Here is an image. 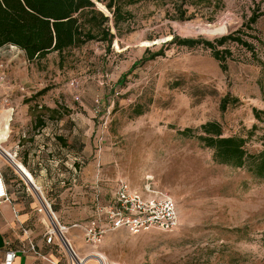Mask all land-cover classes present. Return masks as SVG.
Here are the masks:
<instances>
[{
	"label": "rangeland",
	"instance_id": "1",
	"mask_svg": "<svg viewBox=\"0 0 264 264\" xmlns=\"http://www.w3.org/2000/svg\"><path fill=\"white\" fill-rule=\"evenodd\" d=\"M111 1L93 0L107 16ZM125 10L132 17L119 33L113 30L109 51L91 42L63 60L54 53L28 63L24 54L3 49L6 60H16L12 85L0 88V102L9 96L15 108L11 125H34L44 115L45 124L62 125L63 138L79 139L83 168L92 165L100 200L126 180L143 190L151 183L178 206L180 227L173 233L118 231L96 250L81 238L74 243L103 264H264V181L215 163L210 149L179 134L217 122L225 136L246 138L250 153L262 150L264 16L249 23L255 12L264 13V0H224L221 9L186 5L184 21L167 0H140ZM238 31L255 49L220 48L232 52L226 71L210 49L172 43L176 37L214 42ZM162 49L163 56L148 60ZM226 97L236 102L223 111ZM47 110L57 112L54 119ZM11 115H1L6 130Z\"/></svg>",
	"mask_w": 264,
	"mask_h": 264
},
{
	"label": "crops",
	"instance_id": "2",
	"mask_svg": "<svg viewBox=\"0 0 264 264\" xmlns=\"http://www.w3.org/2000/svg\"><path fill=\"white\" fill-rule=\"evenodd\" d=\"M61 126L46 124L35 130V124L16 123L4 133L10 130V137L0 151V177L5 180L8 192V198L0 202V264H4V253L8 250L17 252L13 264H72L67 251L58 248L57 242L47 244L52 225L39 210L44 201L51 206L61 226L84 224L93 214L91 186L96 184L97 176L92 165L78 173L80 141L75 136L63 138L58 133ZM3 140L0 137V144ZM130 185L147 196L143 187ZM67 238L80 259L91 254L93 249H83L74 243L82 239L81 230L71 229ZM32 246L35 253L30 251ZM22 250L29 252L24 254ZM87 264L97 262L92 259Z\"/></svg>",
	"mask_w": 264,
	"mask_h": 264
},
{
	"label": "trees",
	"instance_id": "3",
	"mask_svg": "<svg viewBox=\"0 0 264 264\" xmlns=\"http://www.w3.org/2000/svg\"><path fill=\"white\" fill-rule=\"evenodd\" d=\"M117 1L112 0L107 4L106 7L111 14L107 16L97 9L92 0H0V49L16 46L24 52L28 63L41 61L54 53L63 60L68 52L91 42L104 43L109 51L117 38L113 30L119 33L120 25L127 23L132 17L131 12L125 10V5L131 6L140 0H119L125 5H117ZM167 1L175 4L182 21L186 13L184 11L186 5L199 6L207 3L210 7L221 9L224 2V0ZM262 16L264 13L255 12L249 24H256ZM172 43L188 49L198 46L210 49L213 57L220 62L223 71L228 68L227 61L232 57V52L220 48L235 43L252 53L255 49L253 44L243 40L239 31L214 42L176 37ZM163 55L162 49L153 53L148 60H155ZM235 102V99L226 97L222 101L221 109L225 111L228 105ZM47 112L51 119H54L57 113L55 110H47ZM45 126L44 115L38 117L35 130ZM179 134L185 138L195 139L210 149L215 163L247 170L255 179L264 181V137L261 140L262 150L252 154L247 149L246 138L225 136L222 125L217 122H208L195 130L187 128Z\"/></svg>",
	"mask_w": 264,
	"mask_h": 264
},
{
	"label": "built area",
	"instance_id": "4",
	"mask_svg": "<svg viewBox=\"0 0 264 264\" xmlns=\"http://www.w3.org/2000/svg\"><path fill=\"white\" fill-rule=\"evenodd\" d=\"M21 54H24L16 46H8ZM6 48V47H5ZM3 48V49H5ZM3 49H0V88H9L12 82L9 77L11 65L16 62L15 58L5 59ZM20 91H25L22 86ZM4 110L11 112V121L15 113L9 96H4L0 102V137H5L0 144L8 141L10 132L4 136L3 130H6L5 121L1 115ZM10 127V126H9ZM80 168L78 173L83 169L85 162L80 159ZM93 193V214L92 217L84 224H73L70 227L61 226L58 218L51 210V206L43 201L40 213L48 216L52 225L47 233V244L51 245L57 242L60 249H65L69 255L72 264H87L88 260H98L100 264L102 259L98 258L93 252L88 257L80 259L76 250L72 247L67 238L71 229L81 230L84 244L93 250L98 249L104 242L107 235L118 231H127L132 235L152 232L154 230L173 233L180 227L179 210L174 199L168 194L156 189V187L147 183L144 186V192L147 196L132 189L129 182L119 180L116 184L115 192L108 199L100 200V187L98 183L91 186ZM8 198L7 185L3 178L0 177V202ZM35 247L32 246L31 252L35 253ZM29 251L22 250L27 254ZM17 257V252L8 250L4 253V264H13Z\"/></svg>",
	"mask_w": 264,
	"mask_h": 264
},
{
	"label": "bare ground",
	"instance_id": "5",
	"mask_svg": "<svg viewBox=\"0 0 264 264\" xmlns=\"http://www.w3.org/2000/svg\"><path fill=\"white\" fill-rule=\"evenodd\" d=\"M93 1V0H92ZM100 8H102L103 10H105L106 12H107V10L106 9H104L103 7H100ZM99 254V253H98Z\"/></svg>",
	"mask_w": 264,
	"mask_h": 264
}]
</instances>
